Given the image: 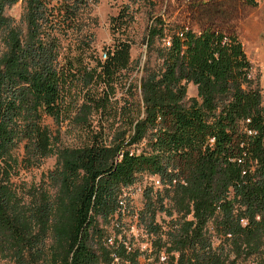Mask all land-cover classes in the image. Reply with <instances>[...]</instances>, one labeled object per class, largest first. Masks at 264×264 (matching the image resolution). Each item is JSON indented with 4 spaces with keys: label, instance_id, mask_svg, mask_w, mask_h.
<instances>
[{
    "label": "trees",
    "instance_id": "trees-1",
    "mask_svg": "<svg viewBox=\"0 0 264 264\" xmlns=\"http://www.w3.org/2000/svg\"><path fill=\"white\" fill-rule=\"evenodd\" d=\"M18 1L0 0V258L137 264L139 251L106 227L128 215L124 191L148 175L160 185L146 190L137 220L156 235L157 214L177 217L169 240H154L168 264H264V89L239 36L173 29L155 18L137 84L129 80L127 37L113 38L101 55L92 39L63 51L57 30L73 27L97 0H21L24 32L5 16ZM146 1L122 5L111 33L124 35L133 5ZM122 83L132 98L139 95L133 108L111 106ZM189 84L195 97H186ZM78 86L87 97L74 120L87 125L85 139L63 146L46 120L67 119L65 95ZM92 111L120 124L110 139L90 126ZM51 157L46 181L25 200L13 179Z\"/></svg>",
    "mask_w": 264,
    "mask_h": 264
},
{
    "label": "rangeland",
    "instance_id": "rangeland-1",
    "mask_svg": "<svg viewBox=\"0 0 264 264\" xmlns=\"http://www.w3.org/2000/svg\"><path fill=\"white\" fill-rule=\"evenodd\" d=\"M127 2L128 0L90 2L79 13L73 27L57 30L64 53L73 51L77 42L92 39V49L101 55L102 49L109 46L113 38L127 37L131 43L130 59L134 69L131 74L129 73V80L138 84L142 68L147 60L145 36L155 18L160 19L173 29L183 27L198 32L212 27L225 32H234L239 36L252 65V74L259 87L264 89V0H258L254 7L246 5L241 0H147L144 3L133 5L134 19L124 35H113L110 31V18L115 16L120 7ZM23 12L24 4L19 0L13 6L6 8L5 16L24 32ZM3 50L4 46L0 40V52ZM153 58H151L152 63H154ZM122 85L123 83L115 88L110 100L111 106L115 109L126 106L133 108L139 101V95L132 98L130 93L126 92V87ZM85 94L86 89L82 90L81 86H78L77 90H69L65 95V103L68 108L67 119L60 123H56L50 118L46 120L53 135L59 137L60 144L63 146H75L85 139L83 129L87 125L77 124L74 120L79 107L86 101ZM195 96L196 89L189 84L186 97ZM88 120L95 131L102 128L109 139L114 130L120 128V124L114 122L112 118L100 117L95 111H92ZM54 164L55 158H48L38 167L20 171L18 176L13 179L14 186L25 200H29L27 191L30 188L39 185L43 180L46 181L45 175L53 168ZM156 180V177L141 175L133 186L128 187L124 191L127 198L124 205L128 208V215L123 216L121 220L114 217L106 227L113 236L116 231H120V235L125 237L127 245L139 251L140 256L137 264H168L169 262L167 254L164 253L165 247L158 251L154 240L160 238L162 243L168 241L177 217L175 215L167 217L163 213L157 214L156 223L160 226V232L156 235H149L146 233L144 224L137 220L136 215L143 209L146 190L151 186L156 190ZM210 230L211 226H209V232H212ZM217 244L218 241L215 242V245ZM0 264H10V262L0 258Z\"/></svg>",
    "mask_w": 264,
    "mask_h": 264
},
{
    "label": "built area",
    "instance_id": "built-area-1",
    "mask_svg": "<svg viewBox=\"0 0 264 264\" xmlns=\"http://www.w3.org/2000/svg\"><path fill=\"white\" fill-rule=\"evenodd\" d=\"M167 46L169 45V43L167 42V43H165ZM105 57V56H104ZM156 185H157V187H159V181L158 180H156ZM120 205L122 206V208H123V210H125V205H124V203H120Z\"/></svg>",
    "mask_w": 264,
    "mask_h": 264
}]
</instances>
